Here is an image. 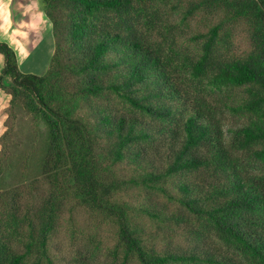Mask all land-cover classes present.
<instances>
[{"label": "trees", "instance_id": "16d2710c", "mask_svg": "<svg viewBox=\"0 0 264 264\" xmlns=\"http://www.w3.org/2000/svg\"><path fill=\"white\" fill-rule=\"evenodd\" d=\"M40 5L54 38L43 75L0 42L10 107L47 130L27 202L0 191V264H111L107 239L112 264H264V0ZM226 112L238 124L225 129ZM79 208L92 219L81 249ZM160 229L194 245L157 249Z\"/></svg>", "mask_w": 264, "mask_h": 264}, {"label": "rangeland", "instance_id": "374dc122", "mask_svg": "<svg viewBox=\"0 0 264 264\" xmlns=\"http://www.w3.org/2000/svg\"><path fill=\"white\" fill-rule=\"evenodd\" d=\"M52 39L54 40L50 29H48L44 35L37 40L36 44H34L36 37L33 36L30 39L29 44L34 46L29 51L28 56H24L22 55V52H19L17 61L18 69L22 73L43 75L50 66V59L53 54L51 51V46L53 45ZM3 64L4 59L2 54H0V72ZM6 77L7 76L2 79L4 85H7L10 80L9 77ZM10 98V94H8L6 90L0 88V119H2V123H0V130H2V134H0V166L2 168L0 191H5L12 187H18L19 190L23 192V202L26 203L29 199L30 192V190H28L29 181L36 178V176H39L41 172L47 146V130L45 124L39 120H35V118L31 116L21 104H15L10 107ZM223 118L225 129L229 126L228 124H238L234 122L235 118L231 117L227 112L223 115ZM4 133L5 135H3ZM36 187L43 192L41 180H39ZM123 197L124 199H129L133 206H137V195L134 194ZM65 207H68V205L66 204ZM65 218V220L68 219L67 217ZM190 219L194 221L191 217ZM91 220L92 219L88 217L86 210L81 208L77 209L74 224L77 227L78 232L75 235L76 239L73 242V245L79 246L80 249L87 240L85 238L86 232H84V234L80 233L79 226L86 223L89 224ZM142 220L146 228L153 225L149 222L148 217H144ZM68 227L69 225L67 221H65L61 226V229L58 231V238L55 241L60 256L66 262L69 261L67 259L69 257L67 250L70 248V246H68L70 243V230ZM158 232L159 238L160 235L163 236L164 234H167L170 239L161 240L158 238L155 240L152 244L157 249L179 251L180 249L186 248V246L194 245V243H187L186 239L180 236L176 237V233L172 236L165 229H160ZM156 241L158 244H156ZM110 243H112V241L108 239L103 242L101 254L98 256L99 261H106L112 264V258L103 255V252H105V245ZM205 244L211 250H214V247H220L223 250L224 247L215 237L208 240ZM181 246L185 247L181 248ZM17 250L22 251L21 246H19Z\"/></svg>", "mask_w": 264, "mask_h": 264}, {"label": "crops", "instance_id": "0c3cea01", "mask_svg": "<svg viewBox=\"0 0 264 264\" xmlns=\"http://www.w3.org/2000/svg\"><path fill=\"white\" fill-rule=\"evenodd\" d=\"M50 29L52 23L44 13L40 0H0V42L8 44L15 52L28 56L34 45L29 41L34 36L35 43ZM51 51H54V40ZM21 54V53H20Z\"/></svg>", "mask_w": 264, "mask_h": 264}, {"label": "clouds", "instance_id": "9594fccd", "mask_svg": "<svg viewBox=\"0 0 264 264\" xmlns=\"http://www.w3.org/2000/svg\"><path fill=\"white\" fill-rule=\"evenodd\" d=\"M4 118H6V117H4ZM0 123H2V119H0ZM0 134H2V130H0Z\"/></svg>", "mask_w": 264, "mask_h": 264}]
</instances>
